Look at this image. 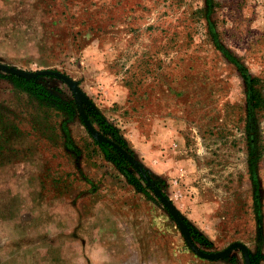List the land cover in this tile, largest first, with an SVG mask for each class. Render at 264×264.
<instances>
[{
  "label": "rangeland",
  "instance_id": "374dc122",
  "mask_svg": "<svg viewBox=\"0 0 264 264\" xmlns=\"http://www.w3.org/2000/svg\"><path fill=\"white\" fill-rule=\"evenodd\" d=\"M246 255L264 264V0H0V264Z\"/></svg>",
  "mask_w": 264,
  "mask_h": 264
},
{
  "label": "trees",
  "instance_id": "16d2710c",
  "mask_svg": "<svg viewBox=\"0 0 264 264\" xmlns=\"http://www.w3.org/2000/svg\"><path fill=\"white\" fill-rule=\"evenodd\" d=\"M28 91L31 93V94H36V93H34V91L32 90V89H28ZM254 93H255V91H254ZM48 96H50V95H48ZM38 97H40V95H38ZM41 98V97H40ZM254 98H255V94H254ZM87 112V115H88V117H87V119L90 121V122H92V123H95V121H94V119L91 117V115H90V113L88 112V111H86ZM103 131L104 132H108V131H111V133H112V135L114 136V137H116L117 136V131H116V129L114 128V127H110L109 128V130L108 129H103ZM119 143H122V141H119ZM98 144V143H97ZM100 147H101V149H102V152L104 153V154H108L109 155V153H108V147H110V145H107V144H102V145H99Z\"/></svg>",
  "mask_w": 264,
  "mask_h": 264
},
{
  "label": "water",
  "instance_id": "95a60500",
  "mask_svg": "<svg viewBox=\"0 0 264 264\" xmlns=\"http://www.w3.org/2000/svg\"><path fill=\"white\" fill-rule=\"evenodd\" d=\"M89 130L90 131H93V128L91 126H89ZM234 245H239L241 248L245 249V247L241 244V243H234V244H231L229 247H227L226 249L222 250V251H218L216 253H213L209 256H211L210 258H220V257H223L225 256L228 251L234 246ZM205 255V254H204ZM207 256V255H205ZM247 256V255H246ZM247 258V262L245 264H251V260L249 258V256L246 257Z\"/></svg>",
  "mask_w": 264,
  "mask_h": 264
}]
</instances>
